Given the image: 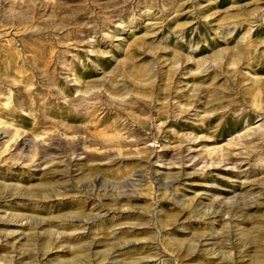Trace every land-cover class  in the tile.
Segmentation results:
<instances>
[{
    "label": "rangeland",
    "instance_id": "374dc122",
    "mask_svg": "<svg viewBox=\"0 0 264 264\" xmlns=\"http://www.w3.org/2000/svg\"><path fill=\"white\" fill-rule=\"evenodd\" d=\"M0 264H264V0H0Z\"/></svg>",
    "mask_w": 264,
    "mask_h": 264
}]
</instances>
